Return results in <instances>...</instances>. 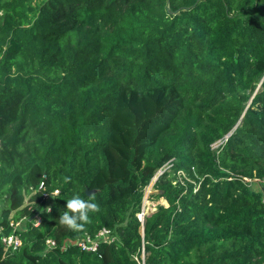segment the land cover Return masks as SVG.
Instances as JSON below:
<instances>
[{
    "label": "trees",
    "instance_id": "trees-1",
    "mask_svg": "<svg viewBox=\"0 0 264 264\" xmlns=\"http://www.w3.org/2000/svg\"><path fill=\"white\" fill-rule=\"evenodd\" d=\"M263 176L264 0H0V264H264Z\"/></svg>",
    "mask_w": 264,
    "mask_h": 264
},
{
    "label": "built area",
    "instance_id": "built-area-1",
    "mask_svg": "<svg viewBox=\"0 0 264 264\" xmlns=\"http://www.w3.org/2000/svg\"><path fill=\"white\" fill-rule=\"evenodd\" d=\"M224 139H226V136L224 137ZM223 139V140H224ZM222 140H218L216 141L213 145L216 146L219 143H221ZM169 166V164H164L163 166L159 167L156 172L153 174V176L151 177L149 183L144 187V192H143V198H142V205L140 210L136 213L138 219L143 222L144 220V216L145 214L148 212L146 209L145 204L147 201V197L149 196V194H146L145 189L147 188V186L150 184L151 182V186L154 187V183L157 180V178L159 177V175ZM177 178L182 180V183L184 182V177H186V174L183 170L179 169L176 172ZM252 179H256V177L252 178ZM251 178H248V180H252ZM173 182H175V180H173ZM43 185V181L40 182V186ZM262 188L264 189V176L261 179V184ZM56 189H54L52 192H54ZM51 192V193H52ZM264 192V190H263ZM48 193H44L43 196L48 198ZM264 201V196L263 199ZM49 208V207H48ZM147 211V212H146ZM151 212V211H150ZM32 218V217H31ZM25 218H21L19 220L16 221H11L10 224L13 226V230L12 232L8 233V234H3L1 236V240L4 242L5 245V252L4 254H7L9 252H11L12 250L17 249L20 245H21V238L19 236V234L16 232V229H18L22 223L23 220ZM34 221L35 223H38L40 221V215L34 214ZM114 239V235L111 233V229L107 228V227H102L100 228L98 231H96L94 234H90L88 232H85L84 234H82L81 236L75 238V239H69V241L71 243L77 244L78 246H80L82 249H86V250H95L97 248V245L99 243V241L101 240H105V241H111ZM46 245L48 247H52L55 245V241L52 238H47L46 239ZM134 258L137 260L138 264H144V258H145V251L144 248H142L141 252L139 255H135Z\"/></svg>",
    "mask_w": 264,
    "mask_h": 264
},
{
    "label": "clouds",
    "instance_id": "clouds-1",
    "mask_svg": "<svg viewBox=\"0 0 264 264\" xmlns=\"http://www.w3.org/2000/svg\"><path fill=\"white\" fill-rule=\"evenodd\" d=\"M64 180L65 183L71 182L70 177H65ZM45 191H47V189L41 185V193ZM50 195L52 197H60L61 191L60 189H56L54 192L50 193ZM94 200V193L88 195L87 200L81 198L79 195H73L72 198L66 200L65 207L67 211L59 216V223L70 231H83L86 224L90 223L89 214L99 210V205L94 203ZM46 211L51 212V208H47Z\"/></svg>",
    "mask_w": 264,
    "mask_h": 264
},
{
    "label": "rangeland",
    "instance_id": "rangeland-1",
    "mask_svg": "<svg viewBox=\"0 0 264 264\" xmlns=\"http://www.w3.org/2000/svg\"><path fill=\"white\" fill-rule=\"evenodd\" d=\"M214 144V143H213ZM173 180H175V182H178V183H181L182 182V180L181 179H179V178H177V175L175 174V177L173 178ZM172 180V181H173ZM174 182V183H175ZM156 189L154 188V187H152L151 186V182H150V184L147 186V188L145 189V191H146V194H149V196L147 197V201H146V203L147 204H145V205H147L146 206V209H147V213H149L150 211H152V210H154L155 209V207H156V205H157V203H159V202H161V200H159V199H153L152 198V196H151V192H153V191H155ZM264 190V189H263ZM264 194V193H263ZM50 204H51V199H49V200H47V202H45L44 203V205L43 206H45L46 208H48V207H50ZM24 221H23V223H22V225L21 226H23V228H24Z\"/></svg>",
    "mask_w": 264,
    "mask_h": 264
},
{
    "label": "water",
    "instance_id": "water-1",
    "mask_svg": "<svg viewBox=\"0 0 264 264\" xmlns=\"http://www.w3.org/2000/svg\"><path fill=\"white\" fill-rule=\"evenodd\" d=\"M90 192V191H89Z\"/></svg>",
    "mask_w": 264,
    "mask_h": 264
}]
</instances>
